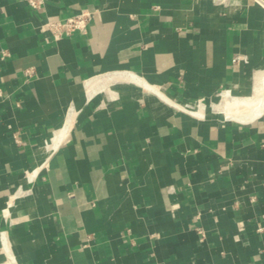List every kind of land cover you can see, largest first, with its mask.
I'll list each match as a JSON object with an SVG mask.
<instances>
[{"label":"crops","instance_id":"obj_1","mask_svg":"<svg viewBox=\"0 0 264 264\" xmlns=\"http://www.w3.org/2000/svg\"><path fill=\"white\" fill-rule=\"evenodd\" d=\"M263 78L264 0H0V264H264Z\"/></svg>","mask_w":264,"mask_h":264},{"label":"built area","instance_id":"obj_2","mask_svg":"<svg viewBox=\"0 0 264 264\" xmlns=\"http://www.w3.org/2000/svg\"><path fill=\"white\" fill-rule=\"evenodd\" d=\"M32 9L41 11L46 6V0H24ZM95 11L87 7L65 18L47 16L43 23V30L55 40L70 37L74 32L86 33L88 25L93 19ZM262 229V228H259ZM198 232L204 236V230Z\"/></svg>","mask_w":264,"mask_h":264},{"label":"bare ground","instance_id":"obj_3","mask_svg":"<svg viewBox=\"0 0 264 264\" xmlns=\"http://www.w3.org/2000/svg\"><path fill=\"white\" fill-rule=\"evenodd\" d=\"M260 78H262V76ZM225 102L228 104V106L231 105L235 108L233 110L231 108H226V106H217V109H219V112L224 116L225 119H234L243 123H249L250 121L260 117L264 112V86L259 87L253 96L232 97L228 94H225ZM179 106L193 113L198 112V110H195L188 105ZM60 136H57L55 138L56 142L59 139L58 137Z\"/></svg>","mask_w":264,"mask_h":264},{"label":"rangeland","instance_id":"obj_4","mask_svg":"<svg viewBox=\"0 0 264 264\" xmlns=\"http://www.w3.org/2000/svg\"><path fill=\"white\" fill-rule=\"evenodd\" d=\"M230 94L233 95L232 93H230ZM233 96H235V95H233ZM217 106H226V108H231L233 110L235 109L234 106L229 105L230 106L229 107L228 104L225 102V94H223L222 101ZM217 106L215 108H216V110H219V109H217Z\"/></svg>","mask_w":264,"mask_h":264}]
</instances>
